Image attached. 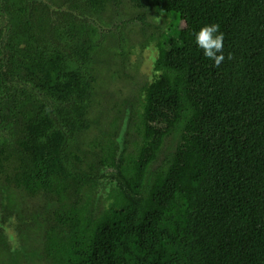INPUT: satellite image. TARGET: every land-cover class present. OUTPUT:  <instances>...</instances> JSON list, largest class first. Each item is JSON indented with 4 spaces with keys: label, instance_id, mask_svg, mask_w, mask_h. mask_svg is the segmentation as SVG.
<instances>
[{
    "label": "trees",
    "instance_id": "trees-1",
    "mask_svg": "<svg viewBox=\"0 0 264 264\" xmlns=\"http://www.w3.org/2000/svg\"><path fill=\"white\" fill-rule=\"evenodd\" d=\"M50 2L102 21L135 9L157 56L129 115L126 96L113 113L100 98L124 77L128 37L104 42L72 13L54 22ZM42 5L10 1L0 58V180L41 199L26 205L41 215L34 264H264V0ZM205 23L224 33L218 68L195 44Z\"/></svg>",
    "mask_w": 264,
    "mask_h": 264
},
{
    "label": "rangeland",
    "instance_id": "rangeland-1",
    "mask_svg": "<svg viewBox=\"0 0 264 264\" xmlns=\"http://www.w3.org/2000/svg\"><path fill=\"white\" fill-rule=\"evenodd\" d=\"M134 16H136L135 9H132L127 2L124 6H113L110 25L102 27L105 28L103 31L116 32L118 30H123L124 34L128 35L131 42V49L133 50V54H130L125 60L120 59V62H118V66L122 69L121 73L124 75L123 79H117L116 84L112 88L106 89L105 93L103 91L101 92L100 98L103 101V105L111 109V113H113L124 96L127 97L124 108L130 106L134 99L137 100L139 94L143 100L141 86L145 82H150L154 77L153 63L157 56V49L153 45L147 48H142L140 46V42L144 38V35H140L135 31L138 30V22H135L134 24L130 23L131 18ZM163 20L164 18L158 17L156 22L160 25ZM123 24H126L127 30L132 28L133 32L131 35L126 33ZM102 65L105 67V70H107L108 66L111 65V62L107 60L103 62ZM111 93L114 95V98L110 97ZM123 127L121 135H123L125 131V123ZM173 139L175 141V137H170L167 140L166 147L168 144L174 142ZM106 189L107 184L100 185L98 193L102 195ZM29 201H32L38 206L41 199L24 198L19 192L3 187L0 183V220L2 221L4 215H6L5 222L7 223L3 224L5 227V233L8 231L7 226H10L12 231V236L8 237L12 246L11 248H6L10 257L9 264H34L37 260V251L34 246L37 245V233L41 230L40 224L37 221L41 215L38 216L35 209L26 206ZM8 210L11 213L19 215L24 221L35 220L38 224L26 226L20 223L22 228V230H20L15 225L17 222L15 218L12 220L8 218L7 220ZM2 235L3 233L0 232V244H3V241L4 243L6 242V238Z\"/></svg>",
    "mask_w": 264,
    "mask_h": 264
},
{
    "label": "flooded vegetation",
    "instance_id": "flooded-vegetation-1",
    "mask_svg": "<svg viewBox=\"0 0 264 264\" xmlns=\"http://www.w3.org/2000/svg\"><path fill=\"white\" fill-rule=\"evenodd\" d=\"M10 1L11 0H0V47H3L1 52H0V58L7 56L5 44H2L3 43L2 41H4L7 44V38L9 37V29H10V25H11V19L13 17V14H19V11H20V8H17L18 10L12 9L10 7ZM45 1H49V0H24V3L28 4L30 6V10L33 11L34 8L43 6L42 4L45 3ZM129 5H130V3H129ZM130 7H132V6L130 5ZM47 11H49L51 14V15H49L51 20H53L54 22H57V23H63L62 17L60 16V13H62V14L63 13H66V14L72 13L74 16V18H73L74 20L76 18L77 19L79 18L82 21L93 24L98 29V31H100V34L102 35V37L105 36L104 42L112 41L113 44L118 45L119 42L122 40L121 37H122V34H124L123 30H121V31L118 30L116 32L115 31H103V29H105V28H102L103 26L110 25V22L112 20V13L110 14L109 17H107L106 14L103 13L102 14L103 21H102L100 19L99 15L93 14L91 11L79 13V12L73 10L67 4L59 6V5L54 4L53 2L48 3ZM135 15H136V13H135ZM157 18L151 16L150 18L147 17V20L157 23L156 22ZM135 22H138V24H137L138 30H135L138 33L142 29V21L139 20L137 16H134L131 18L130 23L134 24ZM115 27H117V26H115ZM123 27L126 29V33L131 35V33L133 32L132 28L127 30L126 24H123ZM124 35H126V34H124ZM142 35H144V33H142ZM145 35H144V38H145ZM126 37H128V35H126ZM127 39H129V37ZM10 52H11V50L8 51V53H10ZM119 62H120V60H119ZM117 65H119V63ZM153 69H154V63H153ZM3 107H4V101L0 105V130H2L4 125H6V123L4 121L5 117H2V112H4V110H2ZM131 107H132V104L125 108L128 115L130 114ZM125 126H127V120H125ZM0 183L3 187L11 189V187L8 186L7 184H5L2 180H0ZM25 198L32 199V198H29L27 196ZM7 213H8L7 220H8V218H10V215L12 216L15 214V213H11L9 210L7 211ZM5 217H6V215H4V218L2 221L0 220V232L3 233L4 237L6 238V242L4 243V241H3V244H0V264H9L10 257L8 255L6 248L7 247L11 248V246H12V244L10 243V241L8 239L9 236L10 237L12 236L11 227L7 226L8 231L5 233V227L3 226L4 223L5 224L7 223V222H5L6 221ZM17 224H18V221L15 223V225L18 228Z\"/></svg>",
    "mask_w": 264,
    "mask_h": 264
},
{
    "label": "clouds",
    "instance_id": "clouds-1",
    "mask_svg": "<svg viewBox=\"0 0 264 264\" xmlns=\"http://www.w3.org/2000/svg\"><path fill=\"white\" fill-rule=\"evenodd\" d=\"M194 35L197 48L202 50L203 55L213 62V66L220 67L225 60L224 33L220 31V25L205 23ZM228 58L231 59V55Z\"/></svg>",
    "mask_w": 264,
    "mask_h": 264
}]
</instances>
